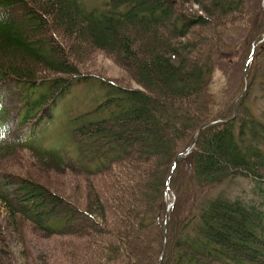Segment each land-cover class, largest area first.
Returning <instances> with one entry per match:
<instances>
[{
    "label": "trees",
    "instance_id": "trees-1",
    "mask_svg": "<svg viewBox=\"0 0 264 264\" xmlns=\"http://www.w3.org/2000/svg\"><path fill=\"white\" fill-rule=\"evenodd\" d=\"M189 1L0 0V154L30 146L60 168L62 150L28 138L73 86L98 77L83 71L92 50L109 54L138 84L98 77L106 96L75 118L70 141L81 156L60 161L87 181L85 197L64 198L0 170L11 217L59 239L69 264H264V110L254 113L244 94L235 101L244 63L242 88L225 107L209 89L228 47L223 31L246 15L249 0H196L205 15L190 12ZM260 44L245 93L259 71L264 83V60L254 64ZM185 163L190 200L176 187Z\"/></svg>",
    "mask_w": 264,
    "mask_h": 264
},
{
    "label": "rangeland",
    "instance_id": "rangeland-1",
    "mask_svg": "<svg viewBox=\"0 0 264 264\" xmlns=\"http://www.w3.org/2000/svg\"><path fill=\"white\" fill-rule=\"evenodd\" d=\"M88 1L94 3L100 0ZM195 1L191 0L187 3L191 7L188 10L205 15ZM204 1L207 2L209 0ZM262 4H264V0H249L248 8L250 10L246 11V15L245 13L241 14V19L235 24H231V29L227 27L223 31L228 47L226 51L223 50L226 53L217 60L216 66H214L212 81L209 86L210 92L218 99L221 107H225L231 100L232 95L242 88L240 86L241 83L239 85V79H241L240 65L243 68V63L245 64L249 60L250 57L247 60L245 59L247 52L250 49L252 51L253 49L255 50V46L264 40L262 37L258 41L257 38L254 39L256 37L254 35L261 32L264 28V15L261 10ZM195 29L200 30L201 27L196 26ZM251 39L254 40L252 41ZM260 48H264V42L260 44ZM92 52L90 60H84V73L98 76L110 83L118 81L124 85L130 84L131 86L138 87V84L136 85L133 81L127 79V72L109 54L95 50H92ZM263 60L264 50L257 55L254 61L255 66L260 68ZM260 76L259 71L255 80L251 81V87L246 91L247 93L245 91L241 92L244 94L243 97L247 96V104L257 115H261L264 110V83L262 84L261 78L263 77ZM98 77L73 86L70 91L59 99L56 106L52 109L51 116L32 128L33 132L28 138V143L35 146H47L46 148H54V150H62L64 157L56 158L61 163L60 168L52 164H44L37 154L38 149L34 150L30 146H26L25 148L14 149L11 154H0V170L12 173L16 177L19 175L24 178L40 181L42 184L48 186L53 193L64 198L76 191L85 197L83 191L85 190L87 181L74 169L60 160L72 161L73 158L77 159V157L81 156L77 151V146L75 147L73 142L70 141V133L71 129L75 126L77 115L90 110L100 99L106 96V90L109 88L101 83ZM12 133L15 134V132ZM23 136L8 134V139L22 138ZM52 167L57 169L58 172L51 169ZM188 171V163H185L180 173L176 176L177 192L181 194L183 200H185V195H188L190 200L193 192L191 173H188ZM240 185L244 188L246 183H241ZM166 199L171 201L169 203L174 201L175 193L172 189L167 190ZM1 225L6 229V233L4 234V243L0 242V245L3 247L0 252V259L4 261H0V264H69L65 257L63 259L60 257L65 249V245H61L59 239H55V237H42L43 234L36 232L37 227L34 226L33 222L27 220L26 217H19V219L12 218L0 199ZM17 228H19V231L16 230ZM21 229L23 234L20 235Z\"/></svg>",
    "mask_w": 264,
    "mask_h": 264
},
{
    "label": "water",
    "instance_id": "water-1",
    "mask_svg": "<svg viewBox=\"0 0 264 264\" xmlns=\"http://www.w3.org/2000/svg\"><path fill=\"white\" fill-rule=\"evenodd\" d=\"M262 39H264V35L262 36ZM253 53H254V51H253ZM253 53H251V56L253 55ZM247 64H248V61H246L245 64H244V72H245V77H246V88H247V86H248V77H247V74H246ZM246 88H245V89H246ZM241 95H242V93H241L239 96H241ZM239 96L236 97V99L239 98ZM236 99H235V101H236ZM234 109H235V104H234ZM211 123H212V122L204 123V124L199 128V130H198L196 136L194 137L193 142L191 143L190 147H189V148L183 153V155H184V154H187V153L191 150V148L193 147V145L196 143L200 131H201L203 128H205L206 126H208L209 124H211ZM179 157H180V156H177V157H176L175 162H174V166H173V168H172V171H173L175 165L177 164V160H178ZM172 171H171V173H172ZM166 197H167V194H166ZM170 206H171V203L168 204L167 212H168ZM167 212H166V216H167ZM166 216H165V224H164V230H163L164 238H165V236H166V230H167V227H166ZM165 248H166V247H165V242H164V246H163V250H162V255L165 254ZM158 264H160V262H159Z\"/></svg>",
    "mask_w": 264,
    "mask_h": 264
},
{
    "label": "bare ground",
    "instance_id": "bare-ground-1",
    "mask_svg": "<svg viewBox=\"0 0 264 264\" xmlns=\"http://www.w3.org/2000/svg\"><path fill=\"white\" fill-rule=\"evenodd\" d=\"M253 51H254V49H253ZM253 51H252L251 53H253ZM251 53H250V55H249L250 58H249V60H248V63H249V61L251 60V58H252V56H253V55L251 56ZM247 65H248V64H247ZM246 71H247V69H246ZM245 83H246V77H245ZM248 83H249V81H248ZM247 87H248V86H247ZM246 89H247V88H246ZM246 89H244V91H245ZM238 96H239V95H238ZM238 96H237V97H238ZM239 97H240V96H239ZM237 99H238V98H237ZM237 99H236V100H237ZM178 156H180V155H178Z\"/></svg>",
    "mask_w": 264,
    "mask_h": 264
},
{
    "label": "clouds",
    "instance_id": "clouds-1",
    "mask_svg": "<svg viewBox=\"0 0 264 264\" xmlns=\"http://www.w3.org/2000/svg\"><path fill=\"white\" fill-rule=\"evenodd\" d=\"M3 127H5V126H3ZM0 134H2V133H0Z\"/></svg>",
    "mask_w": 264,
    "mask_h": 264
}]
</instances>
